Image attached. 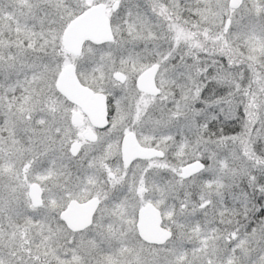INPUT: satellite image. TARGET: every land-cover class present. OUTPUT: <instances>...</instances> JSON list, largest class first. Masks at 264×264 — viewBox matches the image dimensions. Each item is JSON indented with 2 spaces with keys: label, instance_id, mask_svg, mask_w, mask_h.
Masks as SVG:
<instances>
[{
  "label": "snow or ice",
  "instance_id": "obj_1",
  "mask_svg": "<svg viewBox=\"0 0 264 264\" xmlns=\"http://www.w3.org/2000/svg\"><path fill=\"white\" fill-rule=\"evenodd\" d=\"M0 264H264V0H0Z\"/></svg>",
  "mask_w": 264,
  "mask_h": 264
}]
</instances>
